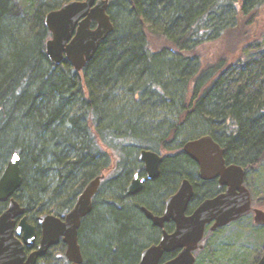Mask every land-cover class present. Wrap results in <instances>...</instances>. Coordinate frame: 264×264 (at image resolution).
I'll return each instance as SVG.
<instances>
[{
    "label": "trees",
    "instance_id": "obj_1",
    "mask_svg": "<svg viewBox=\"0 0 264 264\" xmlns=\"http://www.w3.org/2000/svg\"><path fill=\"white\" fill-rule=\"evenodd\" d=\"M67 1L0 0V175L17 152L14 197L37 224L104 174L80 229L86 262L138 264L161 233L142 206L161 214L185 178L190 211L224 190L197 177L187 141L211 135L246 173L264 161V0H111L115 30L81 72L46 54L45 17ZM159 115L170 120L149 133ZM142 149L163 156L161 174L133 197L143 164L129 161Z\"/></svg>",
    "mask_w": 264,
    "mask_h": 264
},
{
    "label": "water",
    "instance_id": "obj_2",
    "mask_svg": "<svg viewBox=\"0 0 264 264\" xmlns=\"http://www.w3.org/2000/svg\"><path fill=\"white\" fill-rule=\"evenodd\" d=\"M110 1L70 0L49 11L45 17V25L51 33L46 41L49 59L56 65L66 60L81 72L115 30L109 14ZM183 151L198 164L200 179H218L226 189L204 199L188 213L195 191L191 180L185 178L178 190L167 198L162 215L142 206L146 217L163 232L159 243L143 250L138 264H160L166 253L177 249L182 250L162 264H195L194 252L203 248L208 225L215 231L250 214H254L256 225H264V209L253 206L251 192L245 185L246 169L236 163L227 164L226 149L220 143L211 135H203L187 141ZM139 159L145 164L147 176L140 178V174L135 173L127 188L130 196L142 192L147 179L155 180L160 176L163 156L156 151L142 149ZM104 178L103 174L92 179L64 217L51 213L38 217L42 226L40 245L27 257L25 248L34 244L37 231L28 220L26 208L14 197L23 182L20 155L14 153L0 175V202L8 203L0 214V264H37L38 259L61 239L67 246L66 257L70 264H86L79 230L83 219L93 211L94 199ZM169 222L175 224L172 232L165 229ZM255 264H264V253Z\"/></svg>",
    "mask_w": 264,
    "mask_h": 264
},
{
    "label": "rangeland",
    "instance_id": "obj_3",
    "mask_svg": "<svg viewBox=\"0 0 264 264\" xmlns=\"http://www.w3.org/2000/svg\"><path fill=\"white\" fill-rule=\"evenodd\" d=\"M13 1L14 3L21 1L24 4L27 0ZM49 1L54 3L56 1L59 3L63 2V0ZM260 15L264 16V8ZM166 120H170L168 115H159L155 120L149 121V123L155 126L159 123H164ZM157 129L158 127L156 126L150 128L149 133ZM139 153L140 150L136 155L133 152V156L129 161L131 168L142 164L139 160H136ZM245 185L251 192L253 206L264 209V161L257 168L247 171ZM167 198L168 194H165L163 197L164 201ZM259 199L260 202H256ZM203 243V249L195 252L197 264H255L264 253V225H256L254 214H250L222 227L220 230L212 231L208 228ZM63 253L59 246L51 250V255L41 260L39 264H59L58 260Z\"/></svg>",
    "mask_w": 264,
    "mask_h": 264
},
{
    "label": "flooded vegetation",
    "instance_id": "obj_4",
    "mask_svg": "<svg viewBox=\"0 0 264 264\" xmlns=\"http://www.w3.org/2000/svg\"><path fill=\"white\" fill-rule=\"evenodd\" d=\"M158 153V152H157ZM161 155V154H160ZM162 156V155H161ZM194 161V160H193ZM141 162V161H140ZM163 162V161H162ZM142 164H143V171L141 172V171H137L139 174H140V178H144V177H146L147 176V172H146V169H145V164L143 163V162H141ZM227 164H232V163H228L227 162ZM161 165H162V163H161ZM197 166H198V164H197ZM198 169H197V177L200 179V177H199V166L197 167ZM137 172H135V173H137ZM160 174H161V167H160ZM135 175V174H134ZM134 177V176H133ZM133 179V178H132ZM189 179V178H188ZM202 180V179H201ZM132 181V180H131ZM147 181H151V180H149V179H147L146 181H145V183L147 182ZM202 181H204V182H210V181H217L218 182V184L220 185V183H219V180L218 179H214V180H202ZM182 182V181H181ZM192 182V181H191ZM145 183H144V187H145ZM181 184V183H180ZM192 184H193V186H194V183L192 182ZM180 186V185H179ZM221 186V185H220ZM221 187H223V186H221ZM179 188V187H178ZM224 188V190L226 189L225 187H223ZM178 190V189H177ZM223 190V191H224ZM194 191H195V186H194ZM222 191V192H223ZM221 193V192H220ZM195 194H196V191H195ZM195 194H194V197H195ZM219 194V193H218ZM217 195V194H216ZM215 195V196H216ZM134 196H136V195H134ZM194 197H193V199H192V201H191V203H190V205H189V209H188V213H191L192 211H190V207H191V205H192V203H193V200H194ZM202 202V201H201ZM200 202V203H201ZM7 203V202H6ZM199 203V204H200ZM198 204V205H199ZM197 205V206H198ZM7 206H8V203H7ZM165 206H166V201H165V205H164V209H163V211H162V213L161 214H157V215H162L163 214V212H164V210H165ZM196 206V207H197ZM195 207V208H196ZM194 208V209H195ZM193 209V210H194ZM154 213V212H153ZM155 214V213H154ZM26 215H27V211H26ZM89 216V215H88ZM87 216V217H88ZM61 217V216H60ZM62 217H64V216H62ZM61 217V218H62ZM87 217H85L84 219H83V221H82V225H81V228H82V226H83V222H84V220L87 218ZM29 220V219H28ZM151 221V220H150ZM30 222V221H29ZM152 222V221H151ZM31 223V222H30ZM170 223V222H169ZM173 223V222H172ZM31 224H33V223H31ZM153 224V223H152ZM168 224V223H167ZM174 224V223H173ZM35 227H36V231H37V238H36V240H35V242H34V244L31 246V247H26L25 248V251H26V256L28 257L32 252H34V251H36L37 249H38V247H39V245H40V241H41V236H42V226L40 225V223H39V221L37 220V224H33ZM156 227V226H155ZM166 227V226H165ZM80 228V229H81ZM158 229H160V231H161V233H160V236H159V239H158V241L156 242V243H153V244H157V243H159V241H160V239H161V237H162V232H163V229H161V228H159V227H157ZM210 229L211 230V225H208L207 226V228H206V231H207V229ZM166 229V228H165ZM174 229H175V224H174ZM174 229L172 230V231H174ZM167 230V229H166ZM172 231H169V232H172ZM79 241H80V230H79ZM202 243H203V241H202ZM62 244H64L65 245V247H63L62 246ZM80 245H81V248H82V243H80ZM152 245V244H151ZM203 245H204V243H203ZM60 246V248L62 249V252H64L61 256H60V258L59 259H66L67 260V262H68V264H70V261L67 259V257H66V249H67V246H66V244L64 243V241L61 239V241H60V243H58L57 245H54V246H52L51 247V249L48 251V253L44 256V257H40L39 259H38V262H37V264H39V262L41 261V260H43V259H46L47 258V256L51 253V250H53V249H56L57 247H59ZM150 246V245H149ZM204 247V246H203ZM147 248V247H146ZM201 249H203V248H200V249H197L196 251H198V250H201ZM182 249H177V250H174V251H172V252H169V253H166L165 255H164V257L162 258V261H161V263L160 264H162V262H164V261H167V260H169V259H172V258H174V257H176V255H178V253L181 251ZM195 251V252H196ZM143 252V251H142ZM194 252V253H195ZM82 253H83V250H82ZM166 256H168V259L166 258ZM83 257H84V263H86V264H88L87 262H86V259H85V256H84V253H83ZM141 257V256H140ZM196 263H197V260H196ZM195 263V264H196Z\"/></svg>",
    "mask_w": 264,
    "mask_h": 264
},
{
    "label": "snow or ice",
    "instance_id": "obj_5",
    "mask_svg": "<svg viewBox=\"0 0 264 264\" xmlns=\"http://www.w3.org/2000/svg\"><path fill=\"white\" fill-rule=\"evenodd\" d=\"M16 159H19V157H16Z\"/></svg>",
    "mask_w": 264,
    "mask_h": 264
}]
</instances>
